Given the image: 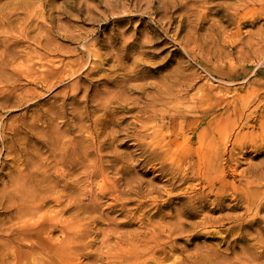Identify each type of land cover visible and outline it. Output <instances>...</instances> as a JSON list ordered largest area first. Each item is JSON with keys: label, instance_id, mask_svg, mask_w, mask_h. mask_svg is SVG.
<instances>
[{"label": "rangeland", "instance_id": "374dc122", "mask_svg": "<svg viewBox=\"0 0 264 264\" xmlns=\"http://www.w3.org/2000/svg\"><path fill=\"white\" fill-rule=\"evenodd\" d=\"M230 1L0 0V264H41L37 244L19 239L31 224L16 222L42 202V236L63 243L65 232H88L79 250L66 243L61 260L46 254L42 264H177L205 243L233 257L264 240L262 219L235 252L222 244L252 211L200 225L207 240L169 241L184 254L128 261L129 244L117 237L168 220L182 196L194 220L228 213L212 210V194L197 200L209 181L238 184L246 203L254 191L264 198V2L243 5L240 22ZM24 183L47 193L27 201Z\"/></svg>", "mask_w": 264, "mask_h": 264}, {"label": "bare ground", "instance_id": "6f19581e", "mask_svg": "<svg viewBox=\"0 0 264 264\" xmlns=\"http://www.w3.org/2000/svg\"><path fill=\"white\" fill-rule=\"evenodd\" d=\"M249 1L250 2L251 1L252 2L253 1L258 2L259 1V3L260 2H264V0H232L229 3L228 2L227 3H228V5L230 7L233 8V12L236 13V15H238V14H240V11L244 8L243 5H245ZM253 7H254V5H253ZM248 8H246V9H248ZM256 10L257 9H255V7H254V8H250V9L246 10V12H247V14H251L253 16V13ZM244 11H245V9L243 10V12ZM244 14H246V13H244ZM247 16L248 15L239 16L240 22L242 20L245 22ZM259 32H261V31L259 30ZM255 33H257V32H255ZM262 34H263V31H262ZM162 145L164 146V143ZM165 145H167V144H165ZM181 146H183V145H181ZM165 150L167 151V149H165ZM169 150L170 149H168V151ZM211 150H210V152H212ZM74 151H76V150H74ZM191 152H192L191 149H186V151L183 152L184 154L181 153L182 156H178L176 158V162H178L181 165L183 162H185L188 159L186 156L190 155ZM176 156L177 155H175V157ZM213 158H214V155H213ZM70 162H71V159L69 160V163ZM175 166H177V165H175ZM209 166H211V165H209ZM254 167H255V164H254L253 168ZM178 169H179V167H178ZM208 172H209L208 167L207 168L199 167L196 170V173L198 175L199 174L200 175L203 174L204 176L205 175L207 176ZM251 172H252V170H251ZM203 175L201 177H203ZM253 175H255V173ZM250 178L249 179L246 178L247 180L245 179L248 184L252 182V179H250ZM207 179L208 178L206 177V180ZM222 183L223 184H221L219 186H216L215 182L209 181L208 182L209 192L205 191V192L199 194L197 196V200H199V198L202 199L204 197H210L211 194H212V195L215 196V198L213 199L212 203L216 204V207H213L212 210H220V209L228 208L231 211H229L228 213H225V214H220V215L213 216L212 214H210V211H211V209H210L207 213H205L204 215L200 216V217H202V219L194 220L193 218L197 217L199 215L198 211L186 210V208L184 206V204H185V200L184 199L187 198V196H182L183 199L181 197H178L179 198L178 199V203L180 204L179 205L180 207H177L175 209V212H170L169 213V215H168L169 219L168 220L165 219L163 221L162 218L161 219L159 218L160 220L158 222L156 220H155L156 222H150L151 220L149 219V221L146 222V226L145 227H138L132 233L131 232H129V233L126 232L124 234H118L117 235V237L119 239L118 243L120 241H122V242H126L127 241L128 244H129L128 248H126V249H124L122 251V255L126 256L128 258V261L129 260L131 261V260H134L135 257L143 255V253H145L146 251H149V253L159 254V255H163V256H168L169 253H171L173 255L174 251L181 252L182 254H184V252H186V250H187L185 246L180 247V248H179V246L178 247L172 246V245L169 244V241L171 243V241L173 239L179 238L181 235H185V236L188 237L187 238V242L185 244L187 246V245L190 244L189 241H192L194 238L201 237L203 233L204 234L206 233V235L209 234V235H207L205 237V240H207L209 237H211V235L206 230H205V232H202L203 230L200 231V229L198 228L200 225L202 226L203 224H207L208 222L210 223V221L212 219H214V220L218 219L219 220V219H221V218H223L225 216H229V218H234L237 221H240L238 219L241 217V215L244 212L252 211L254 213V215H253V218L251 220H247V221L245 220V222L240 221L239 224L233 225L231 227V231L230 232H233V234H234L233 237L228 238V236L225 235V237L222 238V240H221L222 244H226L227 248L231 249V252L233 250H234L233 252H235L237 250L236 247L239 245V242L248 243L249 242L248 227H252V225H254L257 222H259L260 220L264 219V217L263 216L261 217V215H260L261 210L264 209V198H261V194H259V193L256 194L257 191H254V192H252V194L254 196L250 194L253 198L248 196L247 197V203H246V201L244 200L245 198L244 199L242 198V195H243L242 193L243 192L240 191L241 193H239V190H240L241 186H239L238 184H233V186H227V182H224V181ZM243 183H244V181H243ZM23 186L24 187L21 189L22 190V195L25 197V199L27 201L34 200V199L39 198V197H44L45 194L47 193V190L36 191L35 189L31 188V186L28 183L27 184L24 183ZM253 186H255V187L257 186V188H258V186L261 187L262 185H261V183H257V181H256ZM229 191H231V193H232V196L230 198L232 200H234V202H233V204H231L228 207V206H226L224 204V200H225V196H226L227 192H229ZM170 196L167 199V201H169V202H171V198H172ZM156 198H157V196H156ZM169 202H167V204H164V205L160 206L159 207L160 211L165 206H167L169 204ZM244 202H245V205L243 206L242 203H244ZM47 204L48 203L44 204L43 202L42 203H33L32 206H28L27 208H23L22 210L18 211V213H17L18 221L16 222L17 226L31 224L27 228L24 227V228H26V230L23 231V232H21L22 231L21 229H24V228H21V229L19 228L20 229V231H19V239H21L22 241H29V242L31 241L34 244L35 243L37 244V246L39 247L38 248L39 253H41L40 255L43 256L41 258V261L39 260V262L41 264H42V262L45 261L46 254H49L51 259H56V260L59 259V260H61L60 256H61V253L63 252V250L66 248V246H65L66 243H67L68 247H72L75 250H79L80 239H82L83 237H85L88 234V232H86V231L75 232L74 234H70V235L65 232L66 239H65V241H63V243H59L58 240H54L51 237L52 234H49L46 237L42 236V230L46 226V224L49 222V220H47L46 218H41L39 213L44 207L47 206ZM237 208H243L244 210L242 212H237V211L235 212L233 209H237ZM167 212H168V210H167ZM245 215L246 214H244V216ZM17 226L14 225L12 227V230L15 229ZM55 227H57V223H55V225H51L52 229L55 228ZM261 227L264 230V225L261 226ZM145 228H146V230H148V231L145 230L146 233L151 231L150 236H148L146 240H144L145 238L144 239L140 238L141 234L143 233L142 230L145 229ZM167 230H169V231H167ZM211 230H213V229H211ZM209 231H210V229H209ZM230 232H228V233H230ZM121 233H123V231H121ZM17 236H18V234H17ZM259 240L261 241V243H252L251 245H249L247 247H243L242 255L241 256L234 255L233 257L229 256V254H222L221 252H219V250L217 248H212V247H209L208 245L206 247V243H205L203 245L205 247H203L201 249H197L196 252L194 250L193 251L194 253H186V254H184L183 258L177 261V264H264V261H261L259 259L260 256L264 255V240H261V239H259ZM31 242H30V244L32 246ZM211 246H213V245H211ZM257 246L258 247H262V249L261 250L257 249L256 248ZM35 250H36V248H35ZM99 254L103 258L102 253L99 252ZM30 257H32V256L30 255ZM36 257H38L37 254H36ZM42 259H44V261H42ZM31 260H33V259H31ZM31 260H30V262H31ZM35 261H37V260H35ZM25 262H27V261H25ZM46 263H47V261H46ZM150 263H152V264H164V262L157 263V262H151V260H147V261H145L142 264H150ZM37 264H38V261H37ZM76 264H81V262L76 263Z\"/></svg>", "mask_w": 264, "mask_h": 264}]
</instances>
